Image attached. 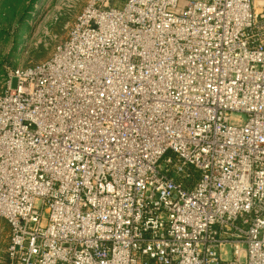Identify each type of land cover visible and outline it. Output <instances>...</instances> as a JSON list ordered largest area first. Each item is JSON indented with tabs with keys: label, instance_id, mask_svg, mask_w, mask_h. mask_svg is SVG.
<instances>
[{
	"label": "built area",
	"instance_id": "2783aa9c",
	"mask_svg": "<svg viewBox=\"0 0 264 264\" xmlns=\"http://www.w3.org/2000/svg\"><path fill=\"white\" fill-rule=\"evenodd\" d=\"M0 219L6 264H264V0H88L7 71Z\"/></svg>",
	"mask_w": 264,
	"mask_h": 264
},
{
	"label": "rangeland",
	"instance_id": "374dc122",
	"mask_svg": "<svg viewBox=\"0 0 264 264\" xmlns=\"http://www.w3.org/2000/svg\"><path fill=\"white\" fill-rule=\"evenodd\" d=\"M88 0H0V92L9 69L47 59ZM8 229L0 219V264H6ZM233 246V245H232ZM231 256L223 246L222 257Z\"/></svg>",
	"mask_w": 264,
	"mask_h": 264
}]
</instances>
